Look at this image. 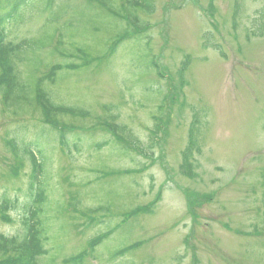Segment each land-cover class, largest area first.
<instances>
[{
  "label": "rangeland",
  "instance_id": "374dc122",
  "mask_svg": "<svg viewBox=\"0 0 264 264\" xmlns=\"http://www.w3.org/2000/svg\"><path fill=\"white\" fill-rule=\"evenodd\" d=\"M2 20L24 83L11 106L0 66V234L27 235L48 140L37 264H264V0H0Z\"/></svg>",
  "mask_w": 264,
  "mask_h": 264
},
{
  "label": "trees",
  "instance_id": "16d2710c",
  "mask_svg": "<svg viewBox=\"0 0 264 264\" xmlns=\"http://www.w3.org/2000/svg\"><path fill=\"white\" fill-rule=\"evenodd\" d=\"M153 11V10H152ZM152 11L149 12V14L152 13ZM14 21L11 20H2L0 21V56L2 60H0V66L4 67L5 69V76L2 77V81H7L6 87H7V92H6V98L7 102L13 106V107H20L22 104L23 98L18 95L19 86L16 82V79L22 81V77L18 72V61L21 59L16 56L17 52H20L22 49V46L20 44H15L14 41L10 40V32L8 31L9 26H12ZM8 31V32H7ZM125 38H121L119 40H123ZM117 40V41H119ZM116 44H120L121 42H117ZM116 47V45H115ZM218 48V47H217ZM23 82V81H22ZM24 83V82H23ZM28 95L26 96V99H28ZM36 103H38L39 106H41L40 99L35 100ZM27 105L31 106L33 103V100L29 98L27 100ZM49 103V110L44 111L47 113L51 118H53V121H50L47 124V127H51L52 130L57 131V139L59 140V143L61 146L69 147L70 148V141L66 138V135L69 132V129L66 128L65 126H60L57 122V120L54 118L55 115L59 114V112L64 111L63 106H55L54 103L48 99ZM22 108V107H21ZM70 112H78L81 113V111H77L76 109L71 108L68 109ZM45 142L48 144V149L49 151V157L48 159L45 160V166L41 162L39 165V168H35L33 166V171L35 173V184L36 187L34 188L35 192L34 193V199L31 202V207L26 205V209L28 210L31 218H30V227H27V235H25L20 242L16 239L13 238H8L4 236L3 234H0V253L5 252V251H10L12 249L14 250H20L22 248H25L26 251H23V254L21 257L26 256L29 260L28 264H37L38 259L45 257L47 250L44 248L46 240L48 241V236L50 235V228L45 225V219L42 216L44 213V208H46L45 203H49L48 200L50 199L49 193H52L51 187L52 183L50 182L49 179V173L47 172V166L48 164L51 163V157L53 155L51 152V147H50V141L45 140ZM22 144L25 146L26 143L25 141H22ZM22 145L21 148L24 150V146ZM28 151L31 152V154L35 155L34 158L39 161L40 158V153H42V147L40 144V140H34L28 145ZM103 147V146H102ZM74 149H76V152L79 151L77 146H73ZM25 152V150H24ZM18 153V152H17ZM26 153L23 154L21 150L17 154L19 155H24L26 156ZM75 153V152H74ZM30 154V155H31ZM29 157V156H28ZM32 190L29 188V193H31ZM31 197V195H30ZM9 206V198L7 196V193L4 195L3 198V203L0 205L2 209H7ZM104 237H101L100 239L107 238L109 235H103ZM83 256H78L77 259H84L82 258Z\"/></svg>",
  "mask_w": 264,
  "mask_h": 264
}]
</instances>
